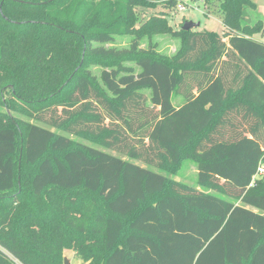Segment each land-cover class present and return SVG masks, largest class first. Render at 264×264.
Here are the masks:
<instances>
[{
    "label": "trees",
    "instance_id": "obj_1",
    "mask_svg": "<svg viewBox=\"0 0 264 264\" xmlns=\"http://www.w3.org/2000/svg\"><path fill=\"white\" fill-rule=\"evenodd\" d=\"M217 1L224 31L180 28L168 60L139 45L168 20L150 0H0V99L26 116L0 122V264H63L82 234L87 264H264V42L252 0ZM186 158L197 185L160 172Z\"/></svg>",
    "mask_w": 264,
    "mask_h": 264
},
{
    "label": "rangeland",
    "instance_id": "obj_2",
    "mask_svg": "<svg viewBox=\"0 0 264 264\" xmlns=\"http://www.w3.org/2000/svg\"><path fill=\"white\" fill-rule=\"evenodd\" d=\"M152 3V7L139 9L141 20H147L151 16L159 15L162 12L164 16L167 17V24L166 28L161 31L153 32L150 35V38L143 37L139 43L141 48H148L150 47L157 53L161 54L162 56L166 57L168 60L172 58V56L178 51L181 45L180 40V33L179 30L182 28L184 21H192L198 22L199 25L194 28L195 30H209L214 31L221 34L224 31V26L221 20V15L215 11L214 9L217 8L218 1L212 0V3L209 4V8L203 3L202 0H177L176 8L168 7L167 1L168 0H150ZM254 2V6L248 8L246 10L249 16V23L251 26V31H255L254 33H250L252 37L256 40L264 42V0H252ZM154 5V6H153ZM132 36L128 35H112V40L108 43L100 44L103 48H113L117 51L121 49L128 48L130 45V41ZM94 46H98L97 43H94ZM97 44V45H96ZM94 59L102 57L98 53L92 55ZM109 57L107 55L104 58ZM117 59L121 60L124 65L130 66L134 70H138V67L131 61L126 60L125 55L119 54L116 57ZM90 72L98 76L101 70V65L99 62L95 60L94 63L89 65ZM147 97L149 96L146 93ZM3 100H5V105L1 102L0 99V122L6 123L7 119L5 118L6 108L7 107L12 114V116H16L18 120H26V116L22 110V104L19 102L13 101L10 95V92L6 89L2 93ZM172 104L178 105L182 102V98L176 94L171 97ZM21 110V111H20ZM70 138L74 141H80L86 144H89V141L84 139L82 136L78 135H69ZM261 164L264 165V162ZM156 170V169H155ZM162 174H167L172 176L174 179L182 181L186 184L191 186H195L196 184V166L193 160L190 159H183L178 170L172 174L171 171L166 169L160 170ZM262 177H258L261 179ZM257 179V180H258ZM199 187V186H198ZM210 193H214L219 197L226 198L225 195L218 192L209 191ZM54 194H45L44 197H49L50 199L56 198V207L57 211L55 215H51V218H55L58 221H61L58 208L60 204H66L60 197V192L54 191ZM81 197V195L77 192L73 193L72 196ZM82 199V198H81ZM238 204H241L239 201H235ZM38 205L44 210L46 203L43 200V197H39L37 200ZM85 203V202H83ZM68 209V205H66ZM64 206V208H67ZM250 207V206H247ZM256 210V209H255ZM64 221V220H63ZM84 235H80L81 239L83 240L78 248H74L75 241H72L68 246L61 249V261L64 264V260H66L67 264H87L84 257L80 254L79 250L82 248H87L85 245Z\"/></svg>",
    "mask_w": 264,
    "mask_h": 264
},
{
    "label": "water",
    "instance_id": "obj_3",
    "mask_svg": "<svg viewBox=\"0 0 264 264\" xmlns=\"http://www.w3.org/2000/svg\"><path fill=\"white\" fill-rule=\"evenodd\" d=\"M199 25L198 22H192V21H184L182 25L183 30H188L192 27H197ZM64 264H67L66 260H64Z\"/></svg>",
    "mask_w": 264,
    "mask_h": 264
},
{
    "label": "built area",
    "instance_id": "obj_4",
    "mask_svg": "<svg viewBox=\"0 0 264 264\" xmlns=\"http://www.w3.org/2000/svg\"><path fill=\"white\" fill-rule=\"evenodd\" d=\"M262 175H264V165L260 163V164L257 166L256 173H255L254 176H253V181H254L258 176H262Z\"/></svg>",
    "mask_w": 264,
    "mask_h": 264
},
{
    "label": "crops",
    "instance_id": "obj_5",
    "mask_svg": "<svg viewBox=\"0 0 264 264\" xmlns=\"http://www.w3.org/2000/svg\"><path fill=\"white\" fill-rule=\"evenodd\" d=\"M182 103V102H181ZM174 105V104H173Z\"/></svg>",
    "mask_w": 264,
    "mask_h": 264
}]
</instances>
